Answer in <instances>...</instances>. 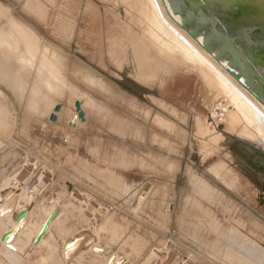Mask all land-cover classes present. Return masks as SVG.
<instances>
[{
    "label": "rangeland",
    "instance_id": "obj_1",
    "mask_svg": "<svg viewBox=\"0 0 264 264\" xmlns=\"http://www.w3.org/2000/svg\"><path fill=\"white\" fill-rule=\"evenodd\" d=\"M121 1L0 0L6 16L12 15L30 26L44 45L65 58L69 84L85 101H92L87 106V122L78 129L68 128L69 119L54 124L49 117L47 125H30L29 139L13 132L5 135L0 130V169L12 167L9 175L0 171L3 193L14 187L7 177L21 180L18 187L25 191L32 188L34 194L25 195L29 197L32 221L37 223L45 216L36 214V204L41 210L50 208L47 214L56 206L64 211L48 238L57 247L56 256L49 257V246L44 244L36 247L34 263L43 264L42 257H49L44 264H66L59 259L63 242L88 231L96 235L104 252L95 255L88 249L73 264H105V257L114 253L128 254L125 264H264V179H259V174L264 173V150L262 153L250 143L242 145L243 150L235 141L213 145L208 134H199V122L209 126L213 135L224 127L213 128L214 100L197 72L174 66L179 70L173 74L146 81L131 73V64L119 63V59L129 60L122 47L130 41V24L121 14ZM37 6L47 11L45 16L32 11ZM1 17L3 26L6 19ZM65 26L71 27L70 31ZM112 41L117 42L114 52ZM88 75L104 80L103 85L91 84L85 79ZM3 98L9 101L13 123L14 98L11 94ZM69 99L68 93L61 102L67 106ZM225 108V102L219 101L214 113ZM158 119L171 126L160 124ZM40 127H46V133H40ZM67 134L77 135L73 139ZM42 137L50 148H39ZM65 138L69 139L68 145L63 144ZM214 141H218L217 136ZM15 148L36 154L44 165L33 170V160L20 161L25 175L17 178L14 171L20 166L16 168L13 157L21 154ZM220 165L230 174L217 175L215 167ZM30 171L33 174L28 175ZM40 174L46 180L38 188L33 184H37ZM192 176L209 183L214 189L212 196L196 192L190 184ZM67 182L72 183V194ZM228 241L232 247L223 251ZM31 246L28 243L22 251L21 264H32L28 254ZM9 260L8 264H15Z\"/></svg>",
    "mask_w": 264,
    "mask_h": 264
},
{
    "label": "bare ground",
    "instance_id": "obj_2",
    "mask_svg": "<svg viewBox=\"0 0 264 264\" xmlns=\"http://www.w3.org/2000/svg\"><path fill=\"white\" fill-rule=\"evenodd\" d=\"M193 1L194 3L197 4V7H200V9L201 8L203 9V7H205V3L210 0H193ZM32 11L35 14L37 13L39 16H45L47 13V11L40 6L32 7ZM120 11H121V14H123L125 18L129 20V24H130L127 28V33H128V37L130 41L128 42L127 45L122 47V49L124 50L126 49L125 52L129 60L119 59V63L121 65L125 66L127 64H131L132 66V68L130 69L131 73H135L139 79H144L146 81H152L154 79H158L162 75L165 76V74L166 75L173 74V72L179 70V69H175L174 66H177L178 68L180 67V69L182 68V69H187V70L189 69L193 70L192 73L197 72L198 75L201 77L202 82L206 86L209 95H211L212 97L211 99L214 100V106L211 111V117H212L214 124H216V126L213 128L214 130H217V127L220 125H223L224 127L223 131H218V132L216 131L215 135H213L212 134L213 132L209 126H206L203 123L199 122L198 123L199 134L200 133L203 135L208 134L210 136L209 141L213 145L220 144V141L223 142V145H226L228 143H232L235 141L242 148V145L246 143H250L254 146H257L259 149H261V152L263 153V150H264V105L262 104V102H260V100L256 98L254 94H252L251 89L246 85L247 82L243 77H241V82H239L234 77V75L231 72H237V71L234 69H231V67L229 66V62L226 60V58H219L217 53H209L204 49L203 44L205 41V37L203 35H200L198 38H193L190 33H188L186 30L182 28V17L173 11L168 0H122L120 3ZM6 14H7V11H5V9L3 8H0V19L2 18L1 16H4L6 19V23L3 26L0 24V85L5 88V89L0 88V130L3 131L5 135L13 132L16 135L18 134L21 137L29 139L30 138L29 137L30 125L34 122L35 123L41 122L44 125H47V123L45 122L47 121L46 119L47 118L49 119V117L55 113L54 110L56 106L58 105L61 106V109L58 113H56L57 121L60 122L62 120L69 119V121H67V126H69L68 128L72 130L78 129L77 127H79V125L86 123L87 117H86L85 122L78 119V113L76 111V103L80 102L82 110L84 111L85 116H86L87 106L92 103L91 99L85 101L84 98L81 97V94L79 93V91L75 89L71 85V83L69 84V81L66 78L67 65H66L65 58L59 53H57V51L53 50L52 47L44 45V43L42 42V39L38 36L35 30L32 29L30 26H27L21 23L20 21L15 19V17H13L12 15L6 16ZM70 29L71 27L65 26V30L70 31ZM80 41L82 42V40ZM116 43L117 42H114V41L111 42L112 44L111 51L113 52L115 51L114 45L116 46ZM119 47H121L120 44H119ZM246 61L250 63V60L248 58L246 59ZM247 65L250 67L252 66V64H247ZM258 71L260 73H264V66H258ZM85 79L91 84L101 83V85H103V81H104V80L99 81L97 78L90 76V75L86 76ZM72 81L74 80L72 79ZM68 93H69L70 99H69V103L67 104V106H65L61 101L65 99ZM9 94H11L12 97L14 98L13 101H11V103L13 104L15 111H16V114H15L16 119L14 120L13 123L11 122L10 117H9L11 113L10 105H8L9 101L6 102L5 99L3 98L6 96L9 97ZM219 101H224L226 108L220 110L219 114L216 115V111L214 113V110H215L214 107ZM209 103H210V100H209ZM18 110L21 111L20 117L18 114L19 113ZM158 122L168 128L171 126V124H169V122L165 120L158 119ZM54 124L56 123L54 122ZM76 135L67 134V136L69 137L72 136L73 139ZM216 136L218 140L217 142L214 141V138ZM206 137L208 138V136ZM1 143L2 142L0 141V145ZM242 149L245 150L244 148ZM7 157H10V155ZM19 166H20V169H18L17 171L15 170L16 172L14 171V173H16L17 178L18 177L20 178L21 176L25 175L23 172L25 170L22 169L24 168L23 165L20 164ZM26 171L28 170L26 169ZM215 171H216V174L219 175L220 177L221 176L226 177L227 175L230 174V172L224 167V165L215 167ZM83 173H86V172H83ZM40 175L38 179H37L38 176H36L37 184H33V185H37L36 187H38V185L42 184L46 180L45 178H43V175L41 176ZM82 175L84 176V174ZM9 178L10 177H7V182L14 180V179L12 180ZM259 179L263 181L264 173L259 174ZM234 182H235V178H234ZM20 183H21V180H20ZM67 183L69 184L70 193L72 194L73 192L71 191L72 183L70 182H67ZM191 183L193 185V189L199 194L202 193L203 195L210 196L211 191L214 190L210 186L209 183H207L205 180L198 178L196 176L192 178L190 184ZM23 188L18 187V189L17 188L15 189V187H13L12 189L10 188L5 193H3V187L2 186L0 187V228L6 229L8 225H10L13 228V230L10 232L12 234L13 240L11 241L10 244L4 243V246L7 247L6 249L7 255L11 257L12 256L14 257L15 253L20 252V254H22L23 246L21 245L22 243L20 242V240L23 236L27 238V241L28 239L34 240V238H37L38 235L40 234V231L42 230L46 221L53 214L56 213V217L50 223L52 225L56 224V222L58 223V220H60L64 212L63 209H60V210L56 209L54 211V209L51 207L53 212H50V216L48 219L47 218L42 219L38 223L36 221L35 222L32 221L33 213L29 209L30 206L28 205L29 203L27 201V199L29 200L30 194L27 191H25V188L24 189ZM38 188H40V186ZM126 188H129V186L126 185ZM25 194L29 195V197L26 196ZM205 198L203 196V199ZM58 199L59 198H57L56 200L58 201ZM217 199H218V196H217ZM188 201L190 202V199ZM20 202L23 203L21 206H24V207H20ZM199 207L201 210V206ZM23 211H26V215L22 217L20 220H17V216ZM209 214H205V215L210 216ZM210 221H212V219ZM214 222L212 225L215 226ZM219 225L221 226V224ZM219 225L217 224L216 227H220ZM213 228H210V229H213ZM44 236L42 237L43 238L42 241L44 240ZM73 239L74 241L71 240V242H69V243L75 242L73 246L68 249L64 248L65 254H62V256L64 255V259L69 263L74 261V259H76L77 256L81 255V253L84 252L85 250L83 249L84 247L86 248V250L87 249L91 250L95 255H100L103 253V252L100 253V251L103 250V248L98 244L97 237L94 234H90L89 236L88 235L80 236L78 234V236L74 235ZM217 242L223 243V240H218ZM8 245L11 246L13 249H10ZM137 246L140 247L139 243ZM231 247H232V242L228 241V243L222 247L224 249L222 250L229 251ZM155 249L156 248L154 246V250ZM127 256L128 254L126 256L125 255L123 256V254L121 255L119 253H115L111 256H108L107 261L105 262L107 264H125ZM15 257H18V256H15ZM13 260H17V259L13 258ZM54 262L56 263V261Z\"/></svg>",
    "mask_w": 264,
    "mask_h": 264
},
{
    "label": "water",
    "instance_id": "obj_3",
    "mask_svg": "<svg viewBox=\"0 0 264 264\" xmlns=\"http://www.w3.org/2000/svg\"><path fill=\"white\" fill-rule=\"evenodd\" d=\"M191 1L168 0L173 11L182 17V28L193 38L203 35L204 49L217 53L219 58H226L231 69L237 71L231 72L234 77L239 82L243 77L252 94L264 105V73L258 71V66H264V0H210L203 9ZM60 109V105L56 106L55 113L50 116L52 122L57 121L56 113ZM76 111L78 119L85 122L80 102L76 103ZM25 215L26 211L21 212L17 220ZM55 217L56 213L46 221L35 244L40 243ZM12 240L10 232L1 238L5 244H10ZM74 243L67 244L65 248H71Z\"/></svg>",
    "mask_w": 264,
    "mask_h": 264
},
{
    "label": "crops",
    "instance_id": "obj_4",
    "mask_svg": "<svg viewBox=\"0 0 264 264\" xmlns=\"http://www.w3.org/2000/svg\"><path fill=\"white\" fill-rule=\"evenodd\" d=\"M86 117H87V112H86ZM87 122V121H86ZM86 124V123H85ZM126 185H128V184H125V186ZM129 186V185H128ZM128 190H130V186H129V188H127ZM35 210L34 211H36V214H40V215H42V216H45V218L44 219H48L49 218V216H50V212H53V210H51L50 212H48V214L45 212V211H47V210H49V209H47V210H41L40 209V207L38 206V204H36V206H35ZM56 209H61V208H58V207H56L55 209H54V211L56 210ZM59 210H57V211H59ZM38 214V215H39ZM58 222H59V220H58ZM56 224H57V222H56ZM56 224H50V227H49V229H48V231L49 232H47L46 234L47 235H45L44 236V240L42 241V239H41V241H40V243H38V244H35L34 242H35V240H36V238H34V240H29V241H27L26 240V238H25V236H23L22 238H21V240H20V242L22 243L21 245L23 246V250H24V248L28 245V243H30V244H33L31 247L32 248H30L29 249V251H28V254L29 255H31L32 256V264H35L34 262V260H35V258H36V247H40V246H42V245H44V244H47L48 246H50L49 247V251H50V253H49V257H51V256H56V251L55 250H57V247L53 244V243H49L50 241H49V237H50V234H51V232H52V229H53V227L56 225ZM115 227H117V226H115ZM13 230V228L10 226V225H8L7 227H6V229H4V228H0V238H2L3 237V235L4 234H6V233H9V232H11ZM90 234H93V233H86V232H84V235H83V233L82 234H80V236H89ZM48 236V237H47ZM71 240L72 241H74V239L72 238V239H70V240H68V241H64L63 242V245H62V247H61V255H60V259H63L64 260V262L66 263V264H72L74 261H72V262H67L65 259H64V255L62 256V254H65V250H64V248H65V246L69 243V242H71ZM97 241H98V239H97ZM20 242H19V244H20ZM23 242H24V244H23ZM67 242V243H66ZM66 244V245H65ZM65 245V246H64ZM53 248V249H52ZM6 249H7V247L6 246H4V243L1 241V239H0V261H4L5 262V260H6V262L5 263H7L8 264V261H9V257H11V256H8L7 255V252H6ZM83 249H85L84 250V252L86 251V248L84 247ZM88 250V249H87ZM19 252V251H18ZM52 252V253H51ZM64 252V253H63ZM83 252V251H82ZM54 253V254H53ZM115 254V253H114ZM111 255H113V254H111ZM111 255H109V256H111ZM15 256H18V257H15ZM13 257V256H12ZM10 258L11 260H12V262L13 263H17V264H19V263H21L20 262V259H22V257H23V253L22 254H20V252L19 253H15L14 254V257L13 258H15V259H17V260H13V258ZM49 257H42V259H41V262L44 264V261L46 260V259H48ZM18 261V262H17ZM106 261H107V258H106ZM105 264H107L106 262H105Z\"/></svg>",
    "mask_w": 264,
    "mask_h": 264
},
{
    "label": "built area",
    "instance_id": "obj_5",
    "mask_svg": "<svg viewBox=\"0 0 264 264\" xmlns=\"http://www.w3.org/2000/svg\"><path fill=\"white\" fill-rule=\"evenodd\" d=\"M39 131H40V133H46V131H47V128L46 127H40L39 128ZM68 143H69V139H67V138H65L64 140H63V144H67L68 145ZM50 144H48L47 143V139L45 138V137H42L40 140H39V148L40 149H43V148H46V149H48V148H50ZM15 150H17L18 152H19V154H21L18 158L16 157V158H14L13 157V161H14V164L16 165V168H18V166H19V164L21 163L20 161H22L23 163H25L24 161H25V159H28V160H30L31 162H32V160H33V164H34V166H33V170H36V168L38 167V166H40V167H42L44 164L43 163H41L42 161H41V159L39 158V156H37L36 157V154H30L29 152H27V151H22V153H21V151L20 150H18V149H16L15 148ZM35 155V156H34ZM27 160V161H28ZM23 166H24V164H22ZM7 166V165H6ZM9 167V166H8ZM8 167H3V168H1L0 169V171H1V173H3V174H8L9 173V170H10V168H12V167H10V168H8ZM20 168V167H19ZM16 170H18V169H16ZM31 174H33L31 171H30V173H28V175H31ZM9 175V174H8ZM27 178H29L28 176H26ZM13 183V186L15 187V189H16V187H17V189H18V185H19V182L20 181H17V180H14V181H12ZM20 185H22V184H20ZM12 189V188H11ZM18 191V190H17ZM20 191V190H19ZM30 195H33L34 194V190L32 189V188H28L27 190H26ZM22 207H24V206H22Z\"/></svg>",
    "mask_w": 264,
    "mask_h": 264
}]
</instances>
